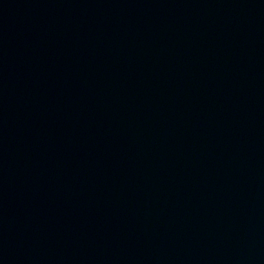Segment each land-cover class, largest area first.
<instances>
[{
  "label": "water",
  "instance_id": "1",
  "mask_svg": "<svg viewBox=\"0 0 264 264\" xmlns=\"http://www.w3.org/2000/svg\"><path fill=\"white\" fill-rule=\"evenodd\" d=\"M0 264H264V0H0Z\"/></svg>",
  "mask_w": 264,
  "mask_h": 264
}]
</instances>
